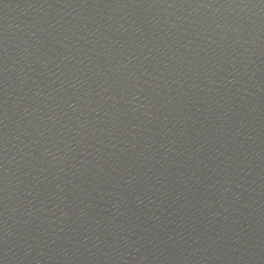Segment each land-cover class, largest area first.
Wrapping results in <instances>:
<instances>
[{
  "label": "water",
  "instance_id": "1",
  "mask_svg": "<svg viewBox=\"0 0 264 264\" xmlns=\"http://www.w3.org/2000/svg\"><path fill=\"white\" fill-rule=\"evenodd\" d=\"M0 264H264V0H0Z\"/></svg>",
  "mask_w": 264,
  "mask_h": 264
}]
</instances>
